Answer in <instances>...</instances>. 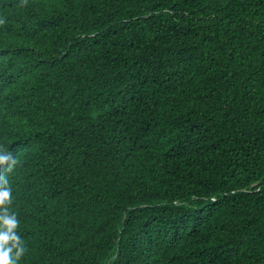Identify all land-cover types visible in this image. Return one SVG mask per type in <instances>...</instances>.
<instances>
[{
    "label": "trees",
    "instance_id": "16d2710c",
    "mask_svg": "<svg viewBox=\"0 0 264 264\" xmlns=\"http://www.w3.org/2000/svg\"><path fill=\"white\" fill-rule=\"evenodd\" d=\"M0 156L16 264H264V0H0Z\"/></svg>",
    "mask_w": 264,
    "mask_h": 264
},
{
    "label": "clouds",
    "instance_id": "9594fccd",
    "mask_svg": "<svg viewBox=\"0 0 264 264\" xmlns=\"http://www.w3.org/2000/svg\"><path fill=\"white\" fill-rule=\"evenodd\" d=\"M8 156H0V160H7ZM0 181L2 183L7 184L8 181L6 178H0ZM11 196V189L10 188H3L0 190V204L4 203L6 200L10 203L9 197ZM0 219L3 220L4 225H6V230L0 232V241H3L5 244L13 240V238L19 239V237L16 236V233L13 231V229L18 224V221L15 217V215H5L3 217H0ZM0 247L3 248L2 251H0V264H16V260L12 258L11 253L13 252V248L16 249L15 251V257L18 259L22 253L24 252V247L22 245H16L15 243H12L10 246H3V244H0Z\"/></svg>",
    "mask_w": 264,
    "mask_h": 264
}]
</instances>
